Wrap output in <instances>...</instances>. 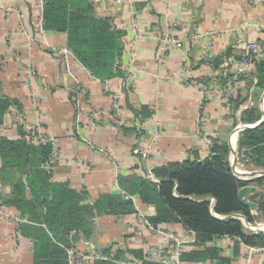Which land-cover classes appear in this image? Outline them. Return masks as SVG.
Here are the masks:
<instances>
[{
    "label": "crops",
    "instance_id": "1",
    "mask_svg": "<svg viewBox=\"0 0 264 264\" xmlns=\"http://www.w3.org/2000/svg\"><path fill=\"white\" fill-rule=\"evenodd\" d=\"M34 1L0 0V95L16 99L21 105L20 109L11 107L4 116L0 122V136L28 142V132L34 129L55 140L59 160L50 167L44 164V169L51 173L52 182L85 192L90 203L102 194H120L119 190L124 187L119 184V177L129 180L146 172L147 178L156 182L152 169L168 163L203 160L210 156L214 142H227L231 151L230 136L236 133L238 139L243 130L236 129L243 123L236 113L238 109L233 111V99L228 114L220 98H201L199 90L220 92L223 79L219 67L223 59L239 55L240 39L263 35L264 1L131 0L128 4V0H117L109 5L107 0L99 4L92 0L94 15L108 18L124 32L121 70L125 74L131 72L135 84L132 89H121L123 78L109 79L110 85L119 89L117 99L72 52L60 61L38 42L28 45L22 35L11 39L10 34L23 26L33 33L30 19ZM244 25L247 27L242 28ZM164 37H168L170 43L161 45ZM47 38L51 46L67 47L66 33L48 30ZM254 71L255 65L242 79L236 96H245L246 101L240 106L245 105L253 89V107L260 111L264 87H257ZM77 81L87 91L81 99L85 116L79 128L74 127ZM142 109L149 116L140 120L133 111ZM95 110L101 113V121L95 129L89 130L86 115ZM137 132H141L139 137ZM85 138L93 149L86 144ZM136 144L141 159L133 153ZM95 148L105 151L101 153ZM241 168L247 172V181L264 176V170L252 167L249 161ZM257 172L261 176H256ZM7 176L0 171V187L7 194L5 200L10 199L12 189L4 180L18 177L15 171H9ZM253 187L255 192L248 194V200L262 191L261 187ZM130 195L134 197V213L94 216L91 218L92 234L84 238L71 231L66 238L68 245L56 241L45 224L20 216L16 208L6 205L10 214L26 221L20 226V236L14 238V221L0 218V264L34 263L36 232L33 227L46 230L59 251L65 254V264H69L68 248L79 253H87L91 248L98 252L121 250L123 256L118 261L122 262L128 255L135 262L131 260L132 263L127 264H144L147 262L145 252L160 249L168 235L183 241V252L214 248L229 264H245L250 246L242 244L238 238L220 237L198 246L194 234L180 223L165 224L153 231L141 226L139 215L147 220L154 216L155 208L142 203L136 194ZM30 198L26 192V199ZM250 214L258 219L257 222L261 221L256 207L250 208ZM256 249L259 250L254 253L251 264H264V247ZM130 251H138L143 256L136 257ZM183 262L215 264L211 259Z\"/></svg>",
    "mask_w": 264,
    "mask_h": 264
},
{
    "label": "trees",
    "instance_id": "2",
    "mask_svg": "<svg viewBox=\"0 0 264 264\" xmlns=\"http://www.w3.org/2000/svg\"><path fill=\"white\" fill-rule=\"evenodd\" d=\"M44 18L47 31L66 33L67 48L93 77L100 81L125 78L120 64L124 32L112 25L108 18L96 17L92 0H46ZM254 75L258 81L257 87L263 88L264 60L255 64ZM244 101L245 96H235L232 100L233 111ZM20 106L16 99L0 95V122L11 107L20 109ZM133 112L140 120L149 116L143 109ZM260 118V111L252 107L241 111L239 120L249 124ZM136 134L139 137L141 132ZM237 144L239 149H245L252 167L264 170V119L255 127L244 128ZM49 151L48 145H33L24 140L0 136V171L6 177L9 171H15L18 176L15 180H4L12 189L10 199L5 200V204L16 208L20 216L45 224L56 241L68 245L66 238L71 231L80 233L84 238L92 234L91 218L94 216H121L135 212L132 201L124 200L120 194H102L88 203L85 192L52 182L51 173L44 169ZM229 152L227 142H214L210 156L203 160L168 163L152 169L156 182L148 179L146 172L129 180L119 177L118 182L128 194H136L142 203L155 208L154 216L147 219L154 229L165 224L180 223L194 234V242L198 246L216 238L233 237L246 246L263 248V233L244 232L241 222L229 215L239 213L248 222L258 221L251 216L250 208L241 203L238 195L241 188L254 185L261 187L262 191L255 193L250 201L256 203L261 221H264V176L248 181L236 178L228 161ZM133 153L141 159L137 144ZM125 183H128L126 188ZM26 192L30 199H26ZM32 229L36 232L33 264H65V254L59 251L46 230ZM130 253L136 257L143 256L138 251ZM218 253L217 249L204 247L201 251H184L182 258L191 262L211 259L215 260V264H229ZM122 256L123 251L118 250L114 260ZM94 264L117 263L96 261Z\"/></svg>",
    "mask_w": 264,
    "mask_h": 264
},
{
    "label": "built area",
    "instance_id": "3",
    "mask_svg": "<svg viewBox=\"0 0 264 264\" xmlns=\"http://www.w3.org/2000/svg\"><path fill=\"white\" fill-rule=\"evenodd\" d=\"M101 0H93L95 4H99ZM264 1V0H261ZM46 0H35L33 4V16L30 19V25L33 29V33H30L27 27H21L18 31L12 32L10 34L11 39H16L19 35L24 36L26 38V43L31 45L34 41L42 44L47 49H50V53L56 56L60 61L66 59V54L72 52L67 47H56L51 46L48 43L47 38V29L45 27V18H44V9H45ZM109 5H114L117 0H107ZM131 0H128V4H131ZM247 25H244L242 28H246ZM161 45H166L170 43V39L168 37H164L161 39ZM240 53L238 56L230 55L226 56L223 59L222 64L219 67V70L222 74L223 79V89L220 92L212 93V92H204L203 89H200V96H209L210 98H220L223 101L224 109L229 114L231 112V102L237 91L240 89L242 79L248 75L251 67H253L257 62L264 60V33L261 37L255 39H240L239 40ZM104 83V88L106 91H110L113 93L114 99L118 98L119 89L114 88L110 85L109 81H101ZM256 80L254 84H256ZM76 99H74V103L76 106V120L74 122L75 128H79L81 124V118L85 116L81 99L87 93L86 88L79 83L76 82ZM134 76L133 74L127 73L125 74V78H123L121 89L123 88H133L134 87ZM252 91L250 90V95L248 98V103L242 105L238 108L236 113L240 115V112L246 109L253 107V99H252ZM259 109L261 114L263 115L260 120L249 123V124H240L236 127L237 131L242 130L244 128H252L257 126L262 119L264 118V90L261 94ZM235 113V114H236ZM101 113L98 110H95L90 115H86V122L88 123L87 127L89 130L95 129L101 121L100 117ZM29 128V127H28ZM29 131V129H28ZM7 137V136H6ZM232 145L231 151L229 153V164L232 168L233 174L236 178L243 180L247 179V177H243L246 175V171L241 168L245 163L248 162V158L246 157L245 149H239L237 144V136L236 133H233L231 136ZM28 142L37 145H48L50 146V151L48 155V160L46 162V166L50 167L52 164H55L59 160V152L56 145L55 140L49 138L44 133H40L38 131L31 130L28 132L27 136ZM84 141L86 144L90 145V141L85 138ZM95 150L99 152L105 151L103 148H95ZM256 176H261V173L257 172ZM151 176V175H150ZM247 176V175H246ZM255 176V175H254ZM120 195L124 200H130L133 202V196L128 194L124 190H119ZM216 216V215H215ZM218 217V216H216ZM229 217H234L238 219L243 227L244 232L246 233H258L261 232L264 234V221H259L255 223L248 222L246 218L239 213L229 215ZM0 218L2 219H12L15 224L14 238L20 236V226L26 220L23 217L15 216L10 214L6 209L5 204V192L3 188L0 187ZM225 218V217H220ZM138 223L141 226H146L149 230H154L152 225L142 216L139 215ZM183 241L180 238H176L173 235H168L167 240L164 242V245L160 249L152 250L149 249L144 254V260L147 262H159L160 264H184L182 253H183ZM256 247H250L245 254L244 262L245 264H251L253 255L256 251ZM116 252L115 250H109L108 252H98L91 248L87 253H79L76 252L72 248L67 249V257L69 260V264H94L96 261H113L117 264H127L132 263L131 260L135 262V259L125 255L123 261L114 260Z\"/></svg>",
    "mask_w": 264,
    "mask_h": 264
},
{
    "label": "water",
    "instance_id": "4",
    "mask_svg": "<svg viewBox=\"0 0 264 264\" xmlns=\"http://www.w3.org/2000/svg\"><path fill=\"white\" fill-rule=\"evenodd\" d=\"M264 174V172H262V175ZM245 180V179H243ZM247 180V179H246ZM255 192V187L253 186H247V187H243L239 190V198L242 204H244L245 206L249 207V208H255L256 205L254 202L248 200L247 196L249 193H254ZM5 197H7V194L5 195Z\"/></svg>",
    "mask_w": 264,
    "mask_h": 264
},
{
    "label": "bare ground",
    "instance_id": "5",
    "mask_svg": "<svg viewBox=\"0 0 264 264\" xmlns=\"http://www.w3.org/2000/svg\"><path fill=\"white\" fill-rule=\"evenodd\" d=\"M243 177H247V176L245 175V176H243ZM262 228H264V226H262Z\"/></svg>",
    "mask_w": 264,
    "mask_h": 264
},
{
    "label": "rangeland",
    "instance_id": "6",
    "mask_svg": "<svg viewBox=\"0 0 264 264\" xmlns=\"http://www.w3.org/2000/svg\"><path fill=\"white\" fill-rule=\"evenodd\" d=\"M249 161V160H248ZM245 170V169H244Z\"/></svg>",
    "mask_w": 264,
    "mask_h": 264
}]
</instances>
